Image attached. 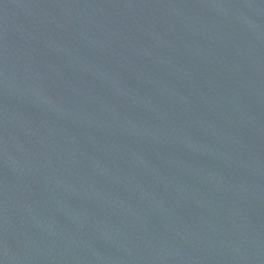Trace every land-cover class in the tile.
Masks as SVG:
<instances>
[{"label": "water", "instance_id": "95a60500", "mask_svg": "<svg viewBox=\"0 0 264 264\" xmlns=\"http://www.w3.org/2000/svg\"><path fill=\"white\" fill-rule=\"evenodd\" d=\"M0 264H264V0H0Z\"/></svg>", "mask_w": 264, "mask_h": 264}]
</instances>
